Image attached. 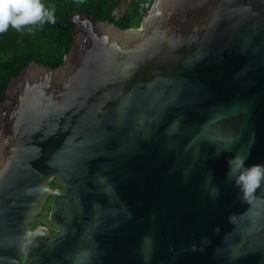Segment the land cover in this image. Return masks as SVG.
I'll list each match as a JSON object with an SVG mask.
<instances>
[{
  "label": "water",
  "instance_id": "1",
  "mask_svg": "<svg viewBox=\"0 0 264 264\" xmlns=\"http://www.w3.org/2000/svg\"><path fill=\"white\" fill-rule=\"evenodd\" d=\"M157 7L71 12L62 62L9 80L0 264H264V182L245 199L227 164L264 165V0Z\"/></svg>",
  "mask_w": 264,
  "mask_h": 264
},
{
  "label": "trees",
  "instance_id": "2",
  "mask_svg": "<svg viewBox=\"0 0 264 264\" xmlns=\"http://www.w3.org/2000/svg\"><path fill=\"white\" fill-rule=\"evenodd\" d=\"M121 0H43L47 8L55 9V23L31 26L21 31L13 28L0 34V100L5 94L9 80L31 61L50 67L59 65L69 50L74 26L70 13L92 15L95 20H108L121 28H138L141 16L137 1L133 0L127 10L116 15L114 10ZM34 224V223H33Z\"/></svg>",
  "mask_w": 264,
  "mask_h": 264
},
{
  "label": "clouds",
  "instance_id": "3",
  "mask_svg": "<svg viewBox=\"0 0 264 264\" xmlns=\"http://www.w3.org/2000/svg\"><path fill=\"white\" fill-rule=\"evenodd\" d=\"M79 2L83 3V0ZM55 21V9L47 8L43 0H0V34L7 32L10 27L21 31ZM245 162L246 159L239 155L227 160L229 176L246 199L264 182V165L246 167Z\"/></svg>",
  "mask_w": 264,
  "mask_h": 264
},
{
  "label": "flooded vegetation",
  "instance_id": "4",
  "mask_svg": "<svg viewBox=\"0 0 264 264\" xmlns=\"http://www.w3.org/2000/svg\"><path fill=\"white\" fill-rule=\"evenodd\" d=\"M132 1H133V0H121V1H120V3L125 4V6H124V8H123L121 11L117 10V11L119 12V15L123 14V13L127 10L128 6L132 3ZM120 3H119V5H120ZM119 5L117 6V8L119 7ZM117 8H116V9H117ZM116 9H115V10H116ZM49 185H50L51 188H53V189H55V188H60V186H59L58 183L56 182V179H52V180L50 181ZM50 202H51V196H49V197L47 198L46 203L43 205L41 212L36 216V218H35V220H34V222H33L34 224L32 223V226H35V225L38 224V223H39V224H44V225H46V226L49 227V230H50V232L52 233V232L56 231V228H54V227L48 222V220H47V214H48V211H49V208H50ZM44 211H45V215H46L45 220H46V223H48V225L45 223V220H40V219H39V217L42 215V213H43Z\"/></svg>",
  "mask_w": 264,
  "mask_h": 264
},
{
  "label": "built area",
  "instance_id": "5",
  "mask_svg": "<svg viewBox=\"0 0 264 264\" xmlns=\"http://www.w3.org/2000/svg\"><path fill=\"white\" fill-rule=\"evenodd\" d=\"M160 0H138L137 1V8L138 13L141 16V20L145 19L146 17L158 15L160 13L157 4Z\"/></svg>",
  "mask_w": 264,
  "mask_h": 264
},
{
  "label": "rangeland",
  "instance_id": "6",
  "mask_svg": "<svg viewBox=\"0 0 264 264\" xmlns=\"http://www.w3.org/2000/svg\"><path fill=\"white\" fill-rule=\"evenodd\" d=\"M124 6H125V4L120 3L119 7H118L116 10H114V13H115L116 15H119V12H118L117 10L121 11V10L124 8ZM45 218H46V215H45V211H44V212L42 213V215L39 217V219H40V220H45ZM45 223H46V220H45ZM46 224L48 225V223H46Z\"/></svg>",
  "mask_w": 264,
  "mask_h": 264
}]
</instances>
